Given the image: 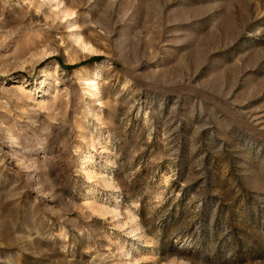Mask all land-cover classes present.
Instances as JSON below:
<instances>
[{
	"label": "rangeland",
	"instance_id": "obj_1",
	"mask_svg": "<svg viewBox=\"0 0 264 264\" xmlns=\"http://www.w3.org/2000/svg\"><path fill=\"white\" fill-rule=\"evenodd\" d=\"M0 264H264V0H0Z\"/></svg>",
	"mask_w": 264,
	"mask_h": 264
},
{
	"label": "bare ground",
	"instance_id": "obj_2",
	"mask_svg": "<svg viewBox=\"0 0 264 264\" xmlns=\"http://www.w3.org/2000/svg\"><path fill=\"white\" fill-rule=\"evenodd\" d=\"M85 45H86V44H85ZM89 86H90L91 88H97V87H96V82H94V81L91 82Z\"/></svg>",
	"mask_w": 264,
	"mask_h": 264
}]
</instances>
